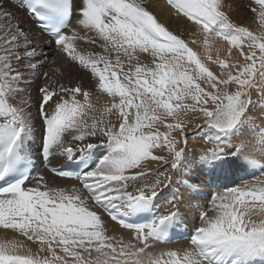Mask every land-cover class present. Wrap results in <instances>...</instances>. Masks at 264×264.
<instances>
[{
	"label": "snow or ice",
	"instance_id": "1",
	"mask_svg": "<svg viewBox=\"0 0 264 264\" xmlns=\"http://www.w3.org/2000/svg\"><path fill=\"white\" fill-rule=\"evenodd\" d=\"M8 2L0 0V230L12 237L0 239V264H264V179L236 184L257 154L264 160V31L236 22L225 0H166L192 26L188 37L146 0H18L26 23ZM246 10L264 26V0ZM217 40L228 45L224 58L212 55ZM45 47L88 75L91 90L61 83ZM193 119L212 145L199 154L189 146ZM54 159L52 171L78 183L52 186L40 175L28 186L37 160ZM177 177L196 195L194 181L223 182L190 232L183 201L157 207L178 194ZM181 227L187 245L162 247Z\"/></svg>",
	"mask_w": 264,
	"mask_h": 264
},
{
	"label": "bare ground",
	"instance_id": "2",
	"mask_svg": "<svg viewBox=\"0 0 264 264\" xmlns=\"http://www.w3.org/2000/svg\"><path fill=\"white\" fill-rule=\"evenodd\" d=\"M146 3L150 6L151 10L161 19L169 28L170 30L177 31V32H184L185 37L190 36L191 32L193 31L192 26L190 23L183 17L175 15L174 11L167 5L166 0H146ZM244 3V2H243ZM241 4L240 7H234L231 6L230 8H226L225 10L229 12V14L232 16V18L238 22L242 23L243 25L249 27L253 31H258V27H253L255 23H252L251 17L249 16V13L246 10L245 4ZM229 4V3H228ZM5 7L10 8L12 12L16 14V16L20 19L21 22L26 23L29 18L25 16L24 11L22 8L19 7L18 0H12L8 2ZM19 8V9H18ZM237 18V19H236ZM247 22L248 24L246 25ZM250 23V24H249ZM257 23V22H256ZM258 26V25H256ZM264 27V26H263ZM44 39H47L45 36ZM83 47H87V45H82ZM198 50L202 53L203 48L201 46H197ZM228 45L226 42L217 40L213 49H212V55L215 58L217 54L221 58H224L227 56V49ZM216 49H219V53H217ZM45 51L48 53V56L50 59H56L57 63L55 65H50L51 67H60L61 70L64 72V76L60 77L61 83L65 84H76L80 83L84 85L85 87H88V82H90V78L88 75H86L82 70H80L77 66L72 65L70 62H67L63 57L57 56L54 48L45 47ZM238 56L237 51L233 50V59H235ZM142 59H145L142 57ZM240 62H243L242 58H240ZM210 68L214 72H219V68L217 65L210 64ZM91 90V88H89ZM254 98L255 94H254ZM107 98L104 96L100 97L99 105H103L107 103ZM194 117L195 114L189 113L188 116ZM188 116H182V119H188ZM198 123H202L201 120L198 121ZM196 123V124H198ZM193 131L189 134V146L190 149L194 150L196 154H199L198 148H193L192 146L195 144H198L197 140H200L205 145H208V141H205L201 135V131L198 129H195V126L191 127ZM163 130V129H162ZM259 149H257V152ZM254 159L258 161L257 167L258 169L256 172H259V164H264V160H260L259 155L257 154ZM36 171L32 174L33 176V183L29 184L28 186H33L36 183V177L43 175L48 180L49 184L52 186H60V187H70L73 183H78L74 180H68V179H62L57 176H55L50 169L52 168H58L60 167V164L58 163V160L54 159L50 164L45 166V164L41 163L39 160L36 162ZM256 167V166H255ZM253 167H249L248 170H251ZM254 172V171H253ZM255 174V173H253ZM252 174V175H253ZM261 174V173H260ZM200 179L204 181H208V177L201 173ZM246 173H239V178L244 177ZM248 175V173H247ZM257 175V174H256ZM249 176V175H248ZM177 185L175 188L172 189V191L177 192L178 194L175 197H172L169 193L166 199H162L160 203L158 204V209L160 211L166 212L170 207L171 204L169 203L170 200L175 199L176 201H183L180 203L181 211L184 213V224L187 226V231L190 232L193 228L194 223L198 222V215L199 212L208 210L210 206H208V202L210 199V196L215 195L219 191H224L223 182H204L200 183L199 181H194V183L197 184V186L200 189L201 194L196 195L195 193L189 194L187 190L182 187L179 183L180 178L177 177ZM236 179V180H237ZM258 179V178H257ZM229 186V185H228ZM231 186V185H230ZM229 186V187H230ZM199 205V207H197ZM110 227L113 230V233L117 236H124L125 238H128L129 233L128 230L122 229L118 227L115 224L110 225ZM178 231V232H177ZM177 233H184L185 228L181 227L176 230ZM7 236L8 238L12 237L11 232H5L4 230H0V239ZM20 238V237H17ZM22 239V238H20ZM187 245V240H182L180 242H173L171 244L167 245H161L162 247H169V248H182Z\"/></svg>",
	"mask_w": 264,
	"mask_h": 264
},
{
	"label": "rangeland",
	"instance_id": "3",
	"mask_svg": "<svg viewBox=\"0 0 264 264\" xmlns=\"http://www.w3.org/2000/svg\"><path fill=\"white\" fill-rule=\"evenodd\" d=\"M10 1L12 3V0H9V2ZM248 2H249V0H225V3L226 4L229 3V5L234 6V7H240L242 3L245 4V6H247ZM249 16L251 17V20L253 21L252 23H255V24H253V25H255L253 27H258V29H257L258 31H256V32L264 31V27L262 25H260L258 21H255L253 19V16H252L251 13H249ZM245 23H246V25L248 24L247 22H245ZM256 25H258V26H256ZM181 33H185V31L184 32L182 31ZM88 87L91 88V81L88 82ZM253 98H254V95H253ZM188 118H194V117H190V115H189ZM198 121H199V119H193V124L190 127L195 126V124L198 123ZM206 132H207V129H205L204 132H201V135H202V137H203V139L205 141H208L207 140V137L205 136V133ZM197 142H198V144H196V145L194 144L192 147L193 148L195 147V148L200 149L198 152H201L204 148L212 147V145L209 142H207V143H209L208 145L203 144L202 142H200V140H197ZM148 166L150 168L154 169V170L157 169V168H162L163 167L162 165H157L154 162L150 163ZM256 168L258 169V167L256 166V167H253L251 170H248V175L249 176L246 174L244 177H241L240 179H237L236 180V184H241V183H255L257 180L264 179V177H262L261 174H260L261 173L260 172V169L258 170L259 172H256V170H257ZM253 173H255V174L252 175ZM32 183H33V181L31 182V184ZM231 186H233V185L231 184ZM219 192H222V191H219ZM208 206H211V199H209Z\"/></svg>",
	"mask_w": 264,
	"mask_h": 264
}]
</instances>
